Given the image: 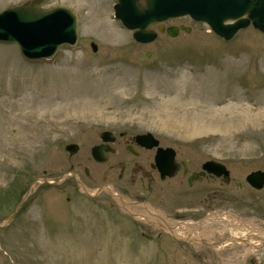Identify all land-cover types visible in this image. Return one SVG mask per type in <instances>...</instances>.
<instances>
[{
  "label": "rangeland",
  "instance_id": "374dc122",
  "mask_svg": "<svg viewBox=\"0 0 264 264\" xmlns=\"http://www.w3.org/2000/svg\"><path fill=\"white\" fill-rule=\"evenodd\" d=\"M25 1L0 0V10ZM113 3L45 1L42 8L63 6L77 18L76 43L50 60L25 59L0 42V264H264V187L244 182L264 170V34L247 26L224 41L183 16L166 25L187 32L138 43L112 17ZM101 130L150 132L197 164L225 165L233 181L208 206L220 212L196 227L203 241L157 234L147 210L167 207L118 199H136L127 195L136 186L120 191L113 172L101 180L105 164L89 152ZM67 143L77 145L74 154ZM233 235L239 244L228 242Z\"/></svg>",
  "mask_w": 264,
  "mask_h": 264
},
{
  "label": "water",
  "instance_id": "95a60500",
  "mask_svg": "<svg viewBox=\"0 0 264 264\" xmlns=\"http://www.w3.org/2000/svg\"><path fill=\"white\" fill-rule=\"evenodd\" d=\"M47 0H27L14 6H8L0 10V42L14 43L22 57L28 60H50L56 50L62 46H73L76 43V15L63 6L42 8ZM115 0L111 6L112 17L126 30L131 31V37L138 43L152 41L156 32L149 29L152 24L158 23L157 31L165 32L174 37L178 30L188 31V27L182 25H170L163 28L162 22L187 16L193 21L206 24L209 30L224 41L231 40L239 30L251 26L264 34V0ZM90 48L94 51L95 45L91 42ZM148 55V54H146ZM109 131L101 130L98 133L99 144L90 147V156L96 162L106 160L108 145L111 138ZM135 141L147 147L158 144L157 139L150 132L135 135ZM77 145L67 143L63 149L68 155L77 151ZM171 150L157 149L160 151ZM161 177L171 176L174 167L159 165ZM202 171L212 173L215 176L222 175L223 182H228L229 174L223 163L215 160H207L202 166ZM86 173V168H84ZM202 172V173H203ZM54 181L45 178L41 183H56L63 175ZM72 175V173H70ZM244 181L252 188L258 190L264 185V170H253L244 176ZM35 182L32 181V184ZM77 182V181H76ZM84 194V186L77 182ZM29 193V188L15 204L12 212L6 217L9 221L17 212L20 203ZM3 224H0V227Z\"/></svg>",
  "mask_w": 264,
  "mask_h": 264
},
{
  "label": "flooded vegetation",
  "instance_id": "af4514ba",
  "mask_svg": "<svg viewBox=\"0 0 264 264\" xmlns=\"http://www.w3.org/2000/svg\"><path fill=\"white\" fill-rule=\"evenodd\" d=\"M138 3L142 4V1L138 0ZM173 19L162 22L161 25L163 28L170 26L166 25V22ZM158 25L156 23L149 26V29L154 30L156 35L158 33ZM179 25L181 24L174 26ZM162 33L166 34L164 31ZM107 131L110 132L108 137L111 138V141L107 143L109 149L106 160L99 163L92 159L97 164H105V170L100 174L101 180L104 179L105 174L107 175L108 172H113V174L116 173V180L113 181L121 184V186L123 185L120 191L126 193L127 190H133V186H136L131 193H126L136 199L125 201L121 196L117 195L118 199L127 203L129 206L137 205L138 202H143L144 200H150L155 202L158 209L167 207L169 211L165 214H156L146 209L148 213L155 216L152 223L158 228L157 234L164 232L166 235L168 234L172 241L178 240L179 242L190 241L189 243H196V240L191 241L184 237L181 238L179 235L177 236L176 232L182 231L183 233H188L191 231L195 234L197 232L195 231L197 229L196 227H201L206 222L208 215L212 217L213 214L220 212V208L210 209L208 206L213 204L211 203L213 198L223 197L222 191L224 185H228L233 180H228L225 183L222 180V175L217 177L212 173L202 171V164L207 160L213 159H204L197 164L196 159L182 155L176 148L161 146L159 144L147 147L135 141L134 137L136 134L131 135L125 130L117 132ZM99 143L100 140L96 144ZM160 148H170L171 150L157 153V149ZM157 164L174 167L173 175H163L161 177V172ZM85 174H87V169ZM245 184L248 185L246 182ZM233 185L237 188L242 187V183L239 181L234 182ZM263 187L264 185L260 189ZM205 196L209 197V205L204 206L200 202H202ZM129 217L134 219L131 214H129ZM246 235H254V233H246ZM186 236L190 237L191 234L189 233ZM178 241L174 242L176 243ZM234 242L239 244L237 243L239 242L238 240ZM213 243H216V241Z\"/></svg>",
  "mask_w": 264,
  "mask_h": 264
},
{
  "label": "bare ground",
  "instance_id": "6f19581e",
  "mask_svg": "<svg viewBox=\"0 0 264 264\" xmlns=\"http://www.w3.org/2000/svg\"><path fill=\"white\" fill-rule=\"evenodd\" d=\"M179 235V237H181V238H186V239H190L191 241H193V240H202L197 234H194V235H191L190 237L189 236H186L185 234L183 235V233H177V236ZM251 238H253V237H251ZM235 239H238V238H236V235H233L232 237H230L229 239H228V242H231V241H235ZM256 239V238H255ZM203 241V240H202ZM241 241H243V240H241ZM258 242H259V244L262 242L261 241V239H258ZM257 242V243H258ZM256 243V244H257ZM256 244H254L253 246H256Z\"/></svg>",
  "mask_w": 264,
  "mask_h": 264
},
{
  "label": "trees",
  "instance_id": "16d2710c",
  "mask_svg": "<svg viewBox=\"0 0 264 264\" xmlns=\"http://www.w3.org/2000/svg\"><path fill=\"white\" fill-rule=\"evenodd\" d=\"M19 197H20V194H17V198H18V199H19ZM18 199H17V201H18ZM17 201H16V203H17ZM16 203H15V204H16Z\"/></svg>",
  "mask_w": 264,
  "mask_h": 264
}]
</instances>
